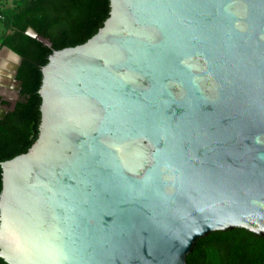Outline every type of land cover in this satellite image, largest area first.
Returning <instances> with one entry per match:
<instances>
[{"label": "water", "instance_id": "1", "mask_svg": "<svg viewBox=\"0 0 264 264\" xmlns=\"http://www.w3.org/2000/svg\"><path fill=\"white\" fill-rule=\"evenodd\" d=\"M41 74L37 138L0 162L7 264H187L211 232L264 236V0H109Z\"/></svg>", "mask_w": 264, "mask_h": 264}, {"label": "trees", "instance_id": "2", "mask_svg": "<svg viewBox=\"0 0 264 264\" xmlns=\"http://www.w3.org/2000/svg\"><path fill=\"white\" fill-rule=\"evenodd\" d=\"M108 13L109 0H0V48L6 46L22 57L16 73L19 99L0 119V162L26 152L37 138L41 68L52 50L84 43ZM28 27L47 38L51 47L25 34ZM0 104L9 102L0 97ZM186 263L264 264V236L242 228L211 232L197 241ZM0 264L7 263L0 258Z\"/></svg>", "mask_w": 264, "mask_h": 264}, {"label": "bare ground", "instance_id": "3", "mask_svg": "<svg viewBox=\"0 0 264 264\" xmlns=\"http://www.w3.org/2000/svg\"><path fill=\"white\" fill-rule=\"evenodd\" d=\"M12 61H13L12 57L9 54L2 53L0 55V66H1L0 70H2L3 67L5 68V66H7V65L10 66L12 64Z\"/></svg>", "mask_w": 264, "mask_h": 264}, {"label": "flooded vegetation", "instance_id": "4", "mask_svg": "<svg viewBox=\"0 0 264 264\" xmlns=\"http://www.w3.org/2000/svg\"><path fill=\"white\" fill-rule=\"evenodd\" d=\"M13 94H15V92H14L13 90L9 89L8 93H5V94H3V96H0L2 100H5V101L9 102V107H5V108H9V110H10V107L12 106L13 102H14V101H17V100L19 99V98H18L17 100H15V99H14V100H10L11 97L14 96ZM15 103H16V102H15ZM1 105H2V104H1ZM2 106H3V105H2ZM3 107H4V106H3ZM9 110H8V111H9ZM8 111H7V112H8Z\"/></svg>", "mask_w": 264, "mask_h": 264}, {"label": "rangeland", "instance_id": "5", "mask_svg": "<svg viewBox=\"0 0 264 264\" xmlns=\"http://www.w3.org/2000/svg\"><path fill=\"white\" fill-rule=\"evenodd\" d=\"M13 95H14V96H12L10 100H14V99H15V94H13ZM3 106H4V107H9V105H8V106H7V105H3ZM3 106H2V107H3ZM0 113H2V109H0Z\"/></svg>", "mask_w": 264, "mask_h": 264}]
</instances>
